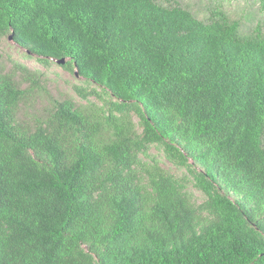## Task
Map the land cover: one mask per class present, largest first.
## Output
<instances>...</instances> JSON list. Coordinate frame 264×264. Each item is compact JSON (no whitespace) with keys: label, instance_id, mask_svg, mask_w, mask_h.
<instances>
[{"label":"trees","instance_id":"1","mask_svg":"<svg viewBox=\"0 0 264 264\" xmlns=\"http://www.w3.org/2000/svg\"><path fill=\"white\" fill-rule=\"evenodd\" d=\"M166 1L0 0V38L107 97L29 125L0 74V264H264V32Z\"/></svg>","mask_w":264,"mask_h":264},{"label":"rangeland","instance_id":"2","mask_svg":"<svg viewBox=\"0 0 264 264\" xmlns=\"http://www.w3.org/2000/svg\"><path fill=\"white\" fill-rule=\"evenodd\" d=\"M176 4L187 10L195 19L206 22L208 17L216 11L225 14L231 21L240 24L239 33L242 36L250 34L257 27L264 32V13L259 8L258 0H175ZM162 6L166 0H158ZM25 49L19 47L8 36L0 38V74L10 75L26 89L24 99L17 108V120L29 125L44 119L53 111L56 102L71 100L85 108L97 109L102 100L107 97L100 92V88L83 77L69 73L59 67L52 60L48 65L37 61L35 55L27 56ZM91 90L99 93L93 96ZM84 96H86L84 98ZM136 124L137 118L132 117ZM149 155L160 160V166L177 178L186 176L183 168H176L164 159L160 149L152 146ZM187 190L198 200L203 196L192 186Z\"/></svg>","mask_w":264,"mask_h":264},{"label":"water","instance_id":"3","mask_svg":"<svg viewBox=\"0 0 264 264\" xmlns=\"http://www.w3.org/2000/svg\"><path fill=\"white\" fill-rule=\"evenodd\" d=\"M11 36L12 35L9 36V40H11V38H12ZM62 62H63V60L59 61V63H62ZM75 75H77V74H75Z\"/></svg>","mask_w":264,"mask_h":264}]
</instances>
